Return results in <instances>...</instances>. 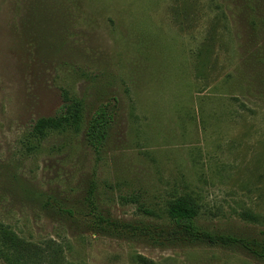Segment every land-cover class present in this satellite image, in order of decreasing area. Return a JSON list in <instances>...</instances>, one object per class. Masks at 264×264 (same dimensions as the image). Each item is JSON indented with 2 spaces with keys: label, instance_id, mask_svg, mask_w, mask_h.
Returning a JSON list of instances; mask_svg holds the SVG:
<instances>
[{
  "label": "rangeland",
  "instance_id": "rangeland-1",
  "mask_svg": "<svg viewBox=\"0 0 264 264\" xmlns=\"http://www.w3.org/2000/svg\"><path fill=\"white\" fill-rule=\"evenodd\" d=\"M241 5L0 0V223L57 242L63 264H264L239 247L100 231L86 202L93 190L108 220L165 227L168 203L191 195L202 229L264 239V68L242 60ZM66 92L85 104L81 131L34 141ZM114 99L97 153L86 131ZM245 210L263 219L247 222Z\"/></svg>",
  "mask_w": 264,
  "mask_h": 264
},
{
  "label": "trees",
  "instance_id": "trees-1",
  "mask_svg": "<svg viewBox=\"0 0 264 264\" xmlns=\"http://www.w3.org/2000/svg\"><path fill=\"white\" fill-rule=\"evenodd\" d=\"M242 5L239 13L244 18V26L247 31L242 37L241 49L242 60L245 64L251 65L254 69L264 68V0H238ZM216 41V36L211 34L207 38L206 47L209 48ZM67 104L59 115L51 118L38 120L30 136L34 141L41 143L51 133H61L66 131L80 132L84 122L85 104L81 99H70L65 93ZM99 108L92 116L86 131V142L95 150L100 152L105 145L114 114L110 106ZM92 214L96 229L117 235H130L135 237H147L154 243H163L162 234L173 236L169 243H207L213 246L226 248L239 247L245 249L258 259L264 260V239H245L229 234H218L202 229L198 225L201 215V205L198 200L191 195H183L168 203L167 225L165 227L141 223L139 225L130 223H120L108 220L104 217L96 203L93 190L89 192L86 199ZM139 209L149 216L155 213L144 206ZM241 218L250 223H259L263 215L245 210ZM264 235V232H263ZM64 252L62 247L51 240L44 244H36L22 239L12 228L0 223V260L5 264H63L59 263ZM141 264H153L145 258L139 257Z\"/></svg>",
  "mask_w": 264,
  "mask_h": 264
}]
</instances>
